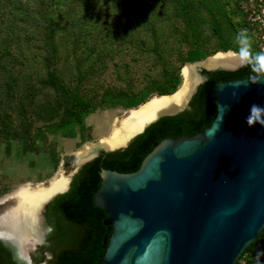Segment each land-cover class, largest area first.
<instances>
[{
  "label": "rangeland",
  "instance_id": "374dc122",
  "mask_svg": "<svg viewBox=\"0 0 264 264\" xmlns=\"http://www.w3.org/2000/svg\"><path fill=\"white\" fill-rule=\"evenodd\" d=\"M20 1L27 7L0 6V201L19 198L24 188L37 190L58 178H73L84 148L120 128L141 102L161 93L167 79L176 80L175 88L184 85L183 66L215 55L218 46L239 48L237 32L222 17L227 8L222 0H194L186 6L201 18L194 23L195 34L179 0ZM212 12L218 32L212 28ZM194 47L206 55L189 61ZM252 51L259 52L253 45ZM62 86L88 94L96 107L71 117V99ZM119 91L133 94L110 98ZM63 119L68 125L61 124ZM18 200L17 205L16 199L0 204V215L16 205L11 219L5 221L14 208L0 216L4 228L19 215ZM38 251L30 252L35 259Z\"/></svg>",
  "mask_w": 264,
  "mask_h": 264
},
{
  "label": "water",
  "instance_id": "95a60500",
  "mask_svg": "<svg viewBox=\"0 0 264 264\" xmlns=\"http://www.w3.org/2000/svg\"><path fill=\"white\" fill-rule=\"evenodd\" d=\"M191 65L200 78L195 93L206 78L201 61ZM255 75L219 82L212 93L217 106L212 123L192 136L164 137L135 171L100 167L92 199L111 229L100 264H237L243 251H264V126L246 123L251 105L264 107V77L252 84ZM191 97L185 107L146 123L124 146L96 147L78 167L101 151L124 149L160 117L188 108ZM0 242L34 264L11 241L0 237Z\"/></svg>",
  "mask_w": 264,
  "mask_h": 264
},
{
  "label": "trees",
  "instance_id": "16d2710c",
  "mask_svg": "<svg viewBox=\"0 0 264 264\" xmlns=\"http://www.w3.org/2000/svg\"><path fill=\"white\" fill-rule=\"evenodd\" d=\"M0 1L2 2H0L1 7L12 8V10L15 11L27 7L24 6L20 0H14L15 2H12L13 0ZM175 1L177 2L178 0ZM179 1V5L181 6L180 12L189 26L190 33L195 34L194 31L196 26L200 23L199 20H201V18H199L198 12L193 14L186 10V6L191 7L190 4H192V2L194 3V0ZM222 1L225 7L227 6L224 13H222V17L230 23L229 26H232L237 33L243 30L241 27L244 24V19L242 13L238 9L237 2L235 0ZM92 12L91 9L87 11V13H89V18L86 20L87 24H89V19L92 17ZM236 15H239L241 18L238 22H235L233 19ZM26 18H29L28 12L26 13L25 19ZM210 19H214L213 12L211 13ZM20 20H22V18H20ZM50 21L53 22L52 17ZM77 22H79L77 18L73 20V26L74 24L77 25ZM191 26L194 27L192 28ZM212 28L214 31H219L216 19H214L212 23ZM110 34H112L111 31L106 33V35ZM248 35L251 44L257 49L252 35L250 33H248ZM223 47H215V52L232 50L228 46ZM100 52L101 51H99L98 54ZM205 55V49L194 47L187 58L189 61H194ZM202 73L206 76V79L198 86L196 92L190 99L189 109L178 114L160 117L146 127L142 133L133 138L128 146L122 150L111 152L101 151L95 158L86 162L78 169L66 192L58 194L51 200L48 208V220H51V223L53 221V225L65 223V227L68 228L70 232L69 235L66 236L62 229L59 231L55 228L50 235V246L48 249L52 253V259L48 262L49 264H100L111 234L110 226L103 223V220L106 218L105 212L103 209L94 206L92 199L93 192L97 190L100 185L99 173L101 168L116 170L118 172L135 171L138 169L143 157L164 137H178L180 135L192 136L202 131L212 123L217 112V106L212 94L216 85L219 82L241 79L254 74L251 72L250 67L247 66H240L235 70L219 69L212 71L202 69ZM85 74L84 72L82 73V75ZM172 80L167 79V85L161 89V93H158V95L170 94L176 91L181 83L175 88L177 82L176 80ZM61 88L69 94L71 99L69 103V107L72 108V110H69L71 117L75 118L77 117V112L81 114L85 110L89 111L96 107L88 94L82 91L79 92L78 89L75 90L74 87L71 88L70 86H62ZM131 94H133V91H119L111 94L110 98L118 97L121 100V98L126 99L130 97ZM149 98H147V100ZM101 102H103V100ZM127 105L133 106V104L130 103ZM61 124L63 126L68 125V121L63 119ZM257 253L259 252L243 251L237 264H264V256L257 257ZM42 259L43 257L39 256L34 259V261H41ZM0 264L23 263L16 262L12 257V251L9 247L0 242Z\"/></svg>",
  "mask_w": 264,
  "mask_h": 264
},
{
  "label": "bare ground",
  "instance_id": "6f19581e",
  "mask_svg": "<svg viewBox=\"0 0 264 264\" xmlns=\"http://www.w3.org/2000/svg\"><path fill=\"white\" fill-rule=\"evenodd\" d=\"M235 53L236 52L233 50L217 51L215 55L208 56L201 64L208 68L217 66L233 68L240 63ZM182 75L184 77V85L182 87L179 86L176 91L170 94L151 97L139 105L138 108L132 111L130 116L123 120L120 128L112 130V133L105 136L102 142L99 141L97 144L84 148V150L80 152V155L77 156V166L87 159L88 156L92 155L96 147L100 146L106 149L122 147L129 139L142 131L145 124L155 119L157 115L176 111L185 107L187 101L194 93L195 86L200 78L195 67L191 64L183 66ZM63 174H65V172ZM71 176L58 178L48 187L37 190L24 188L19 193V199H21L19 215L7 226V228H4V225L0 224V237L14 243L21 256L26 258L29 256L31 258L29 254L30 249L41 243L43 239V229L41 225L43 206L54 196L67 190ZM12 209L13 208L0 216L7 214ZM32 240L34 243L30 242Z\"/></svg>",
  "mask_w": 264,
  "mask_h": 264
},
{
  "label": "clouds",
  "instance_id": "9594fccd",
  "mask_svg": "<svg viewBox=\"0 0 264 264\" xmlns=\"http://www.w3.org/2000/svg\"><path fill=\"white\" fill-rule=\"evenodd\" d=\"M235 39L239 45L235 55L238 57L240 65L250 67L251 72L256 74L250 78L252 84L259 83L260 79L264 77V50L255 53L252 51L251 40L246 29L239 31ZM233 97H237L236 92H233ZM246 123L249 127H253L256 124L264 126V107L258 104L251 105L249 115L246 117ZM260 256H264V252L257 253V257Z\"/></svg>",
  "mask_w": 264,
  "mask_h": 264
},
{
  "label": "flooded vegetation",
  "instance_id": "af4514ba",
  "mask_svg": "<svg viewBox=\"0 0 264 264\" xmlns=\"http://www.w3.org/2000/svg\"><path fill=\"white\" fill-rule=\"evenodd\" d=\"M228 66V65H227ZM203 69V68H202ZM202 69H201V72H202ZM218 70V69H217ZM202 75L204 76V78H206V76L202 73ZM205 81V80H204ZM202 83V82H201ZM200 83V84H201ZM199 84V85H200ZM198 88V87H197ZM197 90V89H196ZM196 92V91H195ZM188 108H189V106H188ZM184 111V110H183ZM182 112V111H181ZM180 113V112H179ZM178 114V113H177ZM128 146V145H127ZM126 148V147H125ZM52 178V177H51ZM50 178V179H51ZM49 183H47V185H48ZM67 184H68V179H67ZM18 188H16L14 191H16ZM57 196V195H56ZM55 198V197H54ZM53 198V199H54ZM14 199H16V205H17V203H19V198L18 197H14V196H12V195H10V197L9 198H6V199H4V200H1L0 201V204H3V203H6V202H8L9 200H14ZM52 199V200H53ZM51 202V200L46 204V206H45V211H44V215H43V223H44V227H45V230H44V238H43V241H42V243H40V244H38V245H36V247H35V249H38V248H40V251H38V255H37V257L38 256H42L43 257V262L45 263V264H49L48 262L52 259V253L49 251V249H48V247L50 246V240H49V238H50V235L53 233V231L55 230V228H57V230H61L62 229V231H64V233H65V235L66 236H68L69 235V232H70V230L68 229V228H66L65 227V223H62V224H60V225H53V221H52V223L48 220V208H49V203ZM16 205H14V206H16ZM14 206L13 207H11V208H14ZM10 207H9V209L8 210H10L11 209ZM7 210V211H8ZM16 210H15V208L13 209V211H12V213H11V217H9L7 220H5V221H8L9 219H11L14 215H15V212ZM4 213H5V210H4ZM4 213H2V214H4ZM43 214V213H42ZM42 216V215H41ZM53 217V216H52ZM2 225H4V224H2ZM56 226H58V227H56ZM66 231V232H65ZM36 243H38V242H36ZM4 244V243H3ZM5 246H7V247H9V249L12 251V257H13V259L16 261V262H20V263H23V264H26L24 261H22L20 258H19V256H18V254L16 253V250H15V247H12V246H10V245H8V244H4ZM31 250L32 249H30V251H29V254H30V256H31V259H32V262L34 263V264H37V263H35V261H34V259H35V256L34 255H32V253H30L31 252ZM38 263H42V260L41 261H37Z\"/></svg>",
  "mask_w": 264,
  "mask_h": 264
},
{
  "label": "built area",
  "instance_id": "2783aa9c",
  "mask_svg": "<svg viewBox=\"0 0 264 264\" xmlns=\"http://www.w3.org/2000/svg\"><path fill=\"white\" fill-rule=\"evenodd\" d=\"M244 19V28L259 51L264 50V0H235Z\"/></svg>",
  "mask_w": 264,
  "mask_h": 264
}]
</instances>
